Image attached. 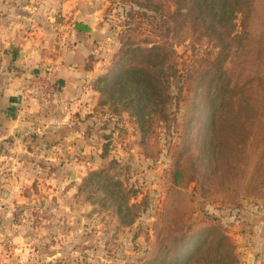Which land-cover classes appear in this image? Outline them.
<instances>
[{"label": "rangeland", "instance_id": "1", "mask_svg": "<svg viewBox=\"0 0 264 264\" xmlns=\"http://www.w3.org/2000/svg\"><path fill=\"white\" fill-rule=\"evenodd\" d=\"M33 5L45 13L27 16L18 50L54 81L44 118L0 143V264H252L264 225V39L230 77L244 100H225L213 154L208 124L221 99L204 94L205 65L218 49L191 27L175 28L174 3L164 19L147 12L159 36L140 30L130 13L144 10L126 0ZM144 40L167 44L183 76L166 124H146L139 105L98 91L101 77L112 83L124 70L126 43ZM62 66L82 75L58 110L51 100Z\"/></svg>", "mask_w": 264, "mask_h": 264}, {"label": "trees", "instance_id": "2", "mask_svg": "<svg viewBox=\"0 0 264 264\" xmlns=\"http://www.w3.org/2000/svg\"><path fill=\"white\" fill-rule=\"evenodd\" d=\"M138 10H131L130 18L136 22L141 31L159 36L156 19L147 12L159 13L165 18L167 5L175 4L173 22L176 29L191 27L195 33L203 34L218 49L216 58L206 62L205 91L221 99L219 108L211 114L209 122L213 139L211 151L215 154L221 149L222 140L219 124L228 121L224 114L227 110L226 99L230 105L236 104L238 94L236 83L231 82V75H236L238 64L246 60L248 48L256 39H264V0H126ZM179 17L178 19H176ZM141 18V20H137ZM143 24L148 28L143 30ZM149 29V30H148ZM180 31V30H179ZM177 32V31H176ZM128 57L123 71L112 82L106 74L99 82L103 83L99 92L102 96L109 91L112 99H124V106L139 105V112L147 124L159 121L166 124L170 119L169 105L173 99L170 92L172 85L179 87L183 76H179L178 64L172 63V50L167 44L152 43L144 40L141 45L126 43ZM125 44V45H126ZM262 49L260 52L262 53ZM175 55V51H174ZM176 56V55H175ZM130 57H135L128 65ZM240 65V64H239ZM201 73V72H200ZM109 84L107 88V84ZM228 94L227 97H225ZM240 104L242 102L238 100ZM250 103L248 99H245ZM244 101V102H245ZM101 104H104L101 101ZM239 107V105H238ZM148 115V116H147ZM226 118V119H225ZM146 119V120H145ZM194 250H199L194 249Z\"/></svg>", "mask_w": 264, "mask_h": 264}, {"label": "crops", "instance_id": "3", "mask_svg": "<svg viewBox=\"0 0 264 264\" xmlns=\"http://www.w3.org/2000/svg\"><path fill=\"white\" fill-rule=\"evenodd\" d=\"M33 2L34 0H0V143L8 137L16 139L23 133L21 131L33 123V117L39 120L44 118L42 114L46 112V102L43 96L39 98L38 95H43V92L46 94L45 90H52L54 78L43 71L37 74L32 56L18 50L24 40L23 24L28 20L30 24L33 18L28 19L27 16H33L34 9H38ZM44 13L45 7L42 6L38 9V15ZM15 27H18V33H15ZM83 59L84 57L82 63ZM64 68L62 66L56 72L59 87L52 94L51 103H58V97L60 100L66 98L65 91H69L70 81L74 84L80 81L82 72ZM60 107L64 109L63 104H56V109L59 110ZM37 113L39 114L36 115ZM41 125V122L38 123L35 129L40 131ZM256 236H259L262 243H256L252 249V264H264V225L259 232L256 231Z\"/></svg>", "mask_w": 264, "mask_h": 264}, {"label": "water", "instance_id": "4", "mask_svg": "<svg viewBox=\"0 0 264 264\" xmlns=\"http://www.w3.org/2000/svg\"><path fill=\"white\" fill-rule=\"evenodd\" d=\"M77 29L78 30H81V31H84V32H89L90 31V28L89 27H87L86 25L81 24V23H79L77 25ZM251 260L253 261V257L251 258Z\"/></svg>", "mask_w": 264, "mask_h": 264}, {"label": "built area", "instance_id": "5", "mask_svg": "<svg viewBox=\"0 0 264 264\" xmlns=\"http://www.w3.org/2000/svg\"><path fill=\"white\" fill-rule=\"evenodd\" d=\"M48 71H50V70H48ZM44 73H45L47 76H51V74H47V71H45ZM38 78H39V75H38ZM36 80H37V78H36ZM34 82H35V80H34ZM52 84H53V83H52ZM52 84H51V85H52ZM34 85H35V84H34ZM36 85H38V84H36ZM46 91H47V90H45V92H46ZM45 95H46V94L43 92V95H42V96L44 97Z\"/></svg>", "mask_w": 264, "mask_h": 264}]
</instances>
